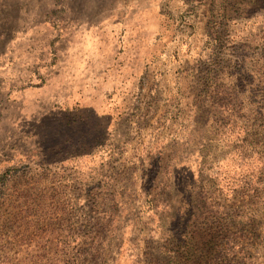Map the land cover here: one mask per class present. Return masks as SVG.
Wrapping results in <instances>:
<instances>
[{
	"label": "rangeland",
	"instance_id": "1",
	"mask_svg": "<svg viewBox=\"0 0 264 264\" xmlns=\"http://www.w3.org/2000/svg\"><path fill=\"white\" fill-rule=\"evenodd\" d=\"M225 1L163 76L117 23L171 0H0V264H264V0Z\"/></svg>",
	"mask_w": 264,
	"mask_h": 264
},
{
	"label": "crops",
	"instance_id": "2",
	"mask_svg": "<svg viewBox=\"0 0 264 264\" xmlns=\"http://www.w3.org/2000/svg\"><path fill=\"white\" fill-rule=\"evenodd\" d=\"M156 1L144 0L147 5H153ZM171 3L176 9L168 27L162 11L131 10L122 14L117 24L125 44L123 52L127 63L124 67L128 68L130 74L136 75L134 71L146 63V52L141 48L143 43L151 47L147 52L152 50L154 44H160L152 67L161 71L163 76L168 74L165 68L169 67H180L181 72L186 73L190 70L189 67L186 70L188 64L196 58L197 49L209 37L212 26L220 20L236 25L242 19L230 14L225 6L217 10V0H171ZM224 3L227 1L224 0Z\"/></svg>",
	"mask_w": 264,
	"mask_h": 264
}]
</instances>
